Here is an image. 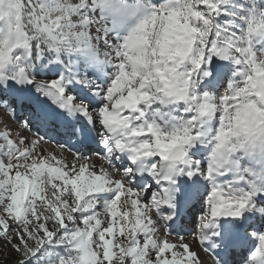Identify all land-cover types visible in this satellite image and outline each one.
Listing matches in <instances>:
<instances>
[{
  "label": "snow or ice",
  "instance_id": "obj_1",
  "mask_svg": "<svg viewBox=\"0 0 264 264\" xmlns=\"http://www.w3.org/2000/svg\"><path fill=\"white\" fill-rule=\"evenodd\" d=\"M0 264H264V0H0Z\"/></svg>",
  "mask_w": 264,
  "mask_h": 264
}]
</instances>
